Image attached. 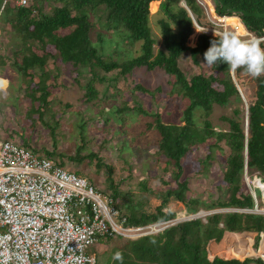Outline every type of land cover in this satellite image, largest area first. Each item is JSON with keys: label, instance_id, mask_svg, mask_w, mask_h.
<instances>
[{"label": "trees", "instance_id": "16d2710c", "mask_svg": "<svg viewBox=\"0 0 264 264\" xmlns=\"http://www.w3.org/2000/svg\"><path fill=\"white\" fill-rule=\"evenodd\" d=\"M11 1L16 4L11 5ZM17 1L20 0H0V21L9 24L12 27V36L20 41L18 49L14 51L11 65L27 84L22 90L25 89V96L31 100L32 112H39V117L46 126H51L48 121H44L42 111L49 106L51 95V70L46 68L49 58L53 55L45 51L49 45L55 48L59 59L74 64L77 75L84 74L86 70L93 75L84 94L85 102H91V107L104 110L103 103H106V100L112 99L110 101L113 102L118 98L117 94H109L106 86L101 94L98 93L100 91L96 89L94 82L107 81L105 75H100L101 70L105 74L117 70L120 76L128 80L134 79L137 70L141 68L148 71L162 70L174 78L173 92L178 91L188 100L181 118L182 123L163 120L160 110L155 113V121L146 123L147 128L154 126L153 131L157 132L155 143L159 146L158 153L164 156L168 165L175 168L173 178L177 182L176 188H170L162 194V204L155 212L145 211L141 205L133 203L135 193L122 190L118 183L115 184L113 168L105 164L101 156L92 151L83 154L85 138L81 139L82 144L77 147L75 156L68 157L78 163L95 160L98 171L106 167L109 181L107 193L128 217L127 225L144 226L174 219L175 212L165 211L172 197L183 202L190 213H197L201 208L222 210L255 207L254 196L244 185L243 178L244 173L249 171H257L260 176H264V75L252 78L243 68L232 74L223 61H218L212 65L211 74L198 73L191 78L186 77L179 65L180 57L189 51L193 62L198 64L200 58L204 60V52L210 47L211 40L219 38L202 34L195 47L188 45L194 24L182 2L185 1L192 13L200 19L204 10L197 0H160V17L157 24L162 36V47L158 51H155L156 39L150 22L151 9L158 7L157 0H26L23 5L17 4ZM213 1L220 15H239L252 33L264 36V0ZM45 3L52 4L51 12L45 11ZM92 14L98 21L91 19ZM97 22L101 31L96 35L97 41L94 42L91 32L97 27ZM69 28H72L69 33H59L60 30ZM103 30L119 35L120 42L127 48L131 47L130 51L139 44L138 55L121 59L122 51L117 49H114L113 54H105L103 48L98 46H103L108 41L109 35ZM37 45L42 47L41 54L33 50ZM261 47L264 48V44ZM3 62L4 59L0 55V64ZM26 78H29V81ZM240 87L246 93L248 125L242 118L241 106L244 99ZM249 87H252L253 94L250 93ZM161 89V86L152 89L140 81L132 83V92L140 91L154 95ZM232 102L237 103L234 114L224 118L229 123V129L215 130L209 120L214 106L227 107ZM125 109H120L119 115L124 113ZM197 113L201 116L200 122L197 120ZM109 114L112 119L113 114ZM109 117L104 119L102 127L108 124ZM117 118L120 119L119 116ZM121 119L118 120L120 125L125 123ZM137 136L133 141L138 140ZM20 144L38 153L27 141ZM56 144L57 138L54 136V150L43 155L65 167L63 160L58 161L55 158L64 156V153L57 151ZM206 145L209 153L204 162L202 161L204 168L216 159L215 151L225 157V199L221 197L208 202L199 197L187 196L189 182L186 178L182 179L186 168L185 158L196 148ZM87 166L90 167L91 163ZM84 170L83 168L75 173L85 177ZM262 180L264 183L263 178ZM263 183L259 185L264 189ZM256 193L258 198H261L258 188ZM255 232H264V214L217 211L207 215L206 222L199 217L173 224L158 234L136 239L114 234L101 238L99 243L112 242L115 238L123 239L120 246L113 245L109 260L104 264H120L112 259L117 251L123 253V264H264L260 257H248L244 260L226 259L224 256H215L212 260L209 258V255L231 247L234 249L227 253L243 256L244 251L237 252L235 247L240 243L245 244L246 237ZM253 250L251 247L250 251ZM96 251L100 264V253Z\"/></svg>", "mask_w": 264, "mask_h": 264}, {"label": "rangeland", "instance_id": "374dc122", "mask_svg": "<svg viewBox=\"0 0 264 264\" xmlns=\"http://www.w3.org/2000/svg\"><path fill=\"white\" fill-rule=\"evenodd\" d=\"M157 1L158 7L155 10L151 9L150 19L153 35L156 39L155 51L162 47V36L157 24V20L160 17V0ZM211 1L214 3L213 0ZM12 4L15 5L16 2L11 1ZM17 4H19V1H17ZM52 7V4L45 3L46 12H51ZM91 19L98 21V18L93 14ZM200 20L205 23V15L204 17L202 15ZM98 23L97 27L92 29L91 32L94 42L97 41L96 35L101 31ZM11 28L9 24L0 21V29L3 30V32L0 30V55L4 59L3 64H0V140L12 138L19 143L27 141L38 153L44 154L47 151L54 150V136H56L57 151L64 153V156H56L55 158L58 161L63 160L65 167L70 171L76 172L84 168L85 177L100 191L107 193L109 181L106 167L98 171L95 167V160L91 162L85 160L83 163H78L68 159V157L75 156L77 147L82 144L81 139L85 138L86 145L84 146L83 154L92 151L101 156L105 164L112 166L115 184L118 183L122 190L135 193L133 203L141 205L145 211L155 212L156 208L162 204V194L170 188H176L177 182L173 178V170L175 168L168 165L164 156L158 153L159 146L155 143L157 132L153 131L155 129L154 126L147 128L146 123L155 121V113L159 110L162 113L163 120L182 123L181 118L188 100L178 91L173 92L174 86L172 83L174 78L159 69L148 71L145 68H141L137 70L134 79L129 80L120 76L117 70L106 74L101 70L100 75H105L107 81L100 82L98 80L94 82L96 89L100 91L98 93L101 94V91L106 86L109 94L118 95V98L113 102H111L112 99H110L111 101L106 100V103L102 102L105 105V109L101 110L99 107H91V102H85L86 85L93 79V75L88 70L82 75H77L74 64L63 62L59 59L55 48L49 45L45 51L51 52L53 55L49 58L46 68L51 70V95L49 96V106L42 110L44 121H48L51 125L48 127L40 119L39 112H32L30 107L31 100L28 96H25V89L22 90L27 87V84L11 65L14 51L20 45V41L12 36ZM71 30L72 28L60 30L59 33L64 35ZM103 32L109 35L108 41L103 46H98L103 48L105 54H113L114 49H117L122 51L121 59L130 55H138L139 44L132 48L131 52L129 49L131 47L127 48L124 43L120 42L121 37L119 35L107 33L106 30H103ZM192 42L194 41L189 39V45L195 47L196 44L194 45ZM33 50L38 54L43 52L42 47L38 45L34 46ZM103 50L101 49V51ZM205 63L206 61L200 58L199 63L195 64L189 51L185 52L179 59L180 68L187 78H191L198 73L211 74L213 72L212 66L209 67ZM26 79L29 81V78ZM139 81L152 89L158 86H161L162 89L154 95H147L140 91L132 92V83ZM240 89L244 99V104L240 105L242 118L246 122L248 119L246 93L241 87ZM249 91L251 94L254 93L252 87H249ZM236 106V102H232L227 107L214 106L209 120L215 130L229 129V123L224 118L232 117ZM132 107L135 108L132 109ZM111 108L116 109L110 112L107 111ZM124 108H126L125 112L119 115V110ZM109 113L113 114V117H111L113 121L110 119ZM118 116L125 121L124 124L120 125ZM196 116L200 122L202 119L199 113ZM107 117L110 120L106 126L102 127V123ZM81 124L85 126L81 127ZM138 134L139 136H137ZM135 136L138 137L137 141H133ZM208 153L209 149L208 145H206L205 147L196 148L189 154L185 158L186 168L182 179H188V197H199L202 200L211 202L221 197L223 199L226 198V184L223 181V171L225 170L226 162L223 154H218L219 152L215 151L214 156L216 159L204 168L202 161L206 159ZM90 163L91 166L88 167L87 165H90ZM259 178L264 179V176H260L257 171L244 173V185L248 190L259 189L260 185L257 184ZM263 194L264 192H261V198L259 197V211H255V213H264L262 211V208L264 209ZM165 211L176 213L175 218L169 222L177 224L199 217L206 222L207 215L217 211L221 212V209L208 210L201 208L197 213H190L183 202L172 197ZM248 238H254V247L249 243ZM261 239L262 237L255 232V234H249L246 237L245 244H238L237 248L235 247V251H244L243 253L246 254H243V256L236 253H227L230 249H234L231 247L226 251H219L215 255H209V258L212 260L215 256H224L226 259L236 258L244 260L248 257H257ZM122 243V238H115L112 242H103L92 246V250L99 251L100 264H104L109 260L113 245L120 246ZM251 247L254 248L253 252L250 251Z\"/></svg>", "mask_w": 264, "mask_h": 264}, {"label": "built area", "instance_id": "2783aa9c", "mask_svg": "<svg viewBox=\"0 0 264 264\" xmlns=\"http://www.w3.org/2000/svg\"><path fill=\"white\" fill-rule=\"evenodd\" d=\"M197 1L204 10L205 23L185 1L182 3L193 19L192 44L202 34L214 36L215 32L219 36L225 30L242 36L254 34L239 15H220L211 0ZM26 2L20 0L19 4ZM228 18L239 21L233 23ZM202 29L208 31L199 32ZM250 190L256 202L254 208L221 211H259L256 190ZM127 221L113 198L87 177L13 139L0 140V264H98L92 246L99 245L101 238L119 234L136 239L173 225L167 221L129 226ZM258 235L262 239L256 256L264 260V232ZM249 243L254 247V238Z\"/></svg>", "mask_w": 264, "mask_h": 264}, {"label": "clouds", "instance_id": "9594fccd", "mask_svg": "<svg viewBox=\"0 0 264 264\" xmlns=\"http://www.w3.org/2000/svg\"><path fill=\"white\" fill-rule=\"evenodd\" d=\"M207 31V29H202L199 32ZM216 35L214 32V36ZM262 44H264V36H256L250 33L242 36L238 32L225 30L219 33L218 39L211 40L210 47L204 52L205 64L211 67L218 61H223L231 73L243 68L252 78H259L264 75V48L261 47ZM112 259L123 264V253L115 252Z\"/></svg>", "mask_w": 264, "mask_h": 264}, {"label": "bare ground", "instance_id": "6f19581e", "mask_svg": "<svg viewBox=\"0 0 264 264\" xmlns=\"http://www.w3.org/2000/svg\"><path fill=\"white\" fill-rule=\"evenodd\" d=\"M228 21H231V22H233V23H238V21H239V19L238 18H228L227 19ZM0 85H1V83H0ZM0 88H1V86H0ZM3 88V87H2ZM260 183H263V181L262 180H260V179H258L257 180V184H260ZM264 184V183H263ZM259 186V185H258ZM260 187V186H259ZM261 188V187H260ZM263 189V188H262ZM264 192V191H263ZM250 252V251H249ZM248 252V253H249Z\"/></svg>", "mask_w": 264, "mask_h": 264}, {"label": "water", "instance_id": "95a60500", "mask_svg": "<svg viewBox=\"0 0 264 264\" xmlns=\"http://www.w3.org/2000/svg\"><path fill=\"white\" fill-rule=\"evenodd\" d=\"M247 125H248V121H247ZM260 189V191L262 192L263 191V189L262 188H259Z\"/></svg>", "mask_w": 264, "mask_h": 264}, {"label": "crops", "instance_id": "0c3cea01", "mask_svg": "<svg viewBox=\"0 0 264 264\" xmlns=\"http://www.w3.org/2000/svg\"><path fill=\"white\" fill-rule=\"evenodd\" d=\"M159 4H160V2H159Z\"/></svg>", "mask_w": 264, "mask_h": 264}]
</instances>
